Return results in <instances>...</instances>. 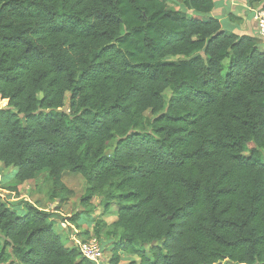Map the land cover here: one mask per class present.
<instances>
[{
  "label": "trees",
  "instance_id": "obj_1",
  "mask_svg": "<svg viewBox=\"0 0 264 264\" xmlns=\"http://www.w3.org/2000/svg\"><path fill=\"white\" fill-rule=\"evenodd\" d=\"M214 9L0 0V163L16 170L2 189L48 171L50 198L65 203L64 174H80L85 214L101 197L117 217L94 228L117 239L111 264H264V50ZM21 205L0 192V264H90L54 214Z\"/></svg>",
  "mask_w": 264,
  "mask_h": 264
},
{
  "label": "rangeland",
  "instance_id": "obj_2",
  "mask_svg": "<svg viewBox=\"0 0 264 264\" xmlns=\"http://www.w3.org/2000/svg\"><path fill=\"white\" fill-rule=\"evenodd\" d=\"M256 8H264V3L261 5H255ZM254 8V9H256ZM253 9V8H252ZM181 10L186 12L184 8L181 7ZM193 17L200 19H206L207 16L191 14ZM224 31L234 34L232 29L229 28L228 23L225 21L223 23ZM263 42L259 45L261 51L264 49ZM263 49V50H262ZM176 61V59H171ZM166 96L171 97V91H166ZM70 95H67V100L64 110H68ZM0 108H3V102L0 101ZM147 117H151V114L146 113ZM252 146L247 148V151L252 149ZM248 155V152L246 153ZM261 156L264 159V149L261 150ZM15 175L16 170L13 168H5L2 163H0V192H2L5 201L11 206V208L18 212L19 215H22L25 210L22 207L23 202H28L33 206L37 207L40 210L50 212L54 214L53 221L54 231L56 234L60 235L63 243L67 246L75 245L74 239L72 236H77L76 239L79 240H97L98 243L105 249V259L100 264H111L110 260L112 258L111 250L116 238L108 237L106 235H101L96 237L94 233L96 221L102 220L107 224H111L116 220V215L114 211L110 213H105L104 207L105 203L101 197H97L92 202L93 212L88 215L85 214V209L81 205V198L85 194L88 184L86 180L80 174H74L66 172L63 176V183L66 187L73 192L65 203H62L59 199L52 200L50 198L52 193V185L48 182L47 176L48 171L40 173L33 181L26 182L18 194L4 191L2 188L4 186L15 187ZM79 217V220L76 225H72L70 222L72 218ZM86 232L90 233V237L87 238ZM0 239L3 241V236L0 234ZM138 260L136 256L131 255H121L120 264H130L133 261ZM16 264V263H15ZM84 264H88L84 262Z\"/></svg>",
  "mask_w": 264,
  "mask_h": 264
},
{
  "label": "crops",
  "instance_id": "obj_3",
  "mask_svg": "<svg viewBox=\"0 0 264 264\" xmlns=\"http://www.w3.org/2000/svg\"><path fill=\"white\" fill-rule=\"evenodd\" d=\"M214 2L215 9L211 13V17L218 19L223 29V23L226 21L234 34L258 38L257 24L251 11L252 8L256 7H250L248 0H214ZM72 238H77V236H72Z\"/></svg>",
  "mask_w": 264,
  "mask_h": 264
},
{
  "label": "built area",
  "instance_id": "obj_4",
  "mask_svg": "<svg viewBox=\"0 0 264 264\" xmlns=\"http://www.w3.org/2000/svg\"><path fill=\"white\" fill-rule=\"evenodd\" d=\"M257 24L258 39L264 43V8L251 9ZM81 256L90 264H100L105 259V249L97 240L82 241L74 238Z\"/></svg>",
  "mask_w": 264,
  "mask_h": 264
}]
</instances>
